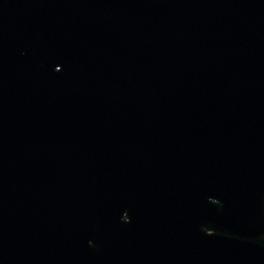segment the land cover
Segmentation results:
<instances>
[{
    "label": "water",
    "instance_id": "obj_1",
    "mask_svg": "<svg viewBox=\"0 0 264 264\" xmlns=\"http://www.w3.org/2000/svg\"><path fill=\"white\" fill-rule=\"evenodd\" d=\"M0 264H264V0H0Z\"/></svg>",
    "mask_w": 264,
    "mask_h": 264
}]
</instances>
